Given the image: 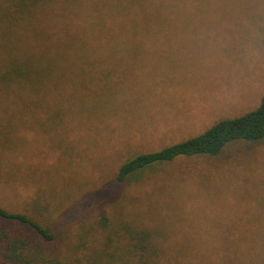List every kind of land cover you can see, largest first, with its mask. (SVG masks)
<instances>
[{
    "label": "rangeland",
    "instance_id": "obj_1",
    "mask_svg": "<svg viewBox=\"0 0 264 264\" xmlns=\"http://www.w3.org/2000/svg\"><path fill=\"white\" fill-rule=\"evenodd\" d=\"M19 27L51 52L89 48L55 53L29 98L0 102L1 204L71 244L107 214L166 235V264H264V139L117 179L129 158L260 104L264 0H50Z\"/></svg>",
    "mask_w": 264,
    "mask_h": 264
},
{
    "label": "trees",
    "instance_id": "obj_2",
    "mask_svg": "<svg viewBox=\"0 0 264 264\" xmlns=\"http://www.w3.org/2000/svg\"><path fill=\"white\" fill-rule=\"evenodd\" d=\"M45 1L50 0H0V22L4 23L0 102H17L29 95L25 88L45 83L55 53H83L89 48L85 42H67L51 52L44 39L19 38L20 21L32 16ZM32 46L41 51L34 53ZM263 139L264 95L255 109L219 119L197 135L129 158L120 165L117 179L126 181L135 172L181 156H216L239 140ZM94 224L85 226L80 221L72 245L68 229L45 225L0 203V264H166V235L129 220L115 223L107 214Z\"/></svg>",
    "mask_w": 264,
    "mask_h": 264
}]
</instances>
